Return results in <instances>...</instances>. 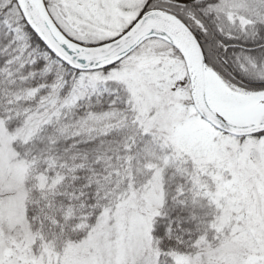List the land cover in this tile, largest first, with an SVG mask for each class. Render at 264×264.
Masks as SVG:
<instances>
[{
  "label": "snow or ice",
  "instance_id": "6c2138e0",
  "mask_svg": "<svg viewBox=\"0 0 264 264\" xmlns=\"http://www.w3.org/2000/svg\"><path fill=\"white\" fill-rule=\"evenodd\" d=\"M0 264H264V0H0Z\"/></svg>",
  "mask_w": 264,
  "mask_h": 264
}]
</instances>
